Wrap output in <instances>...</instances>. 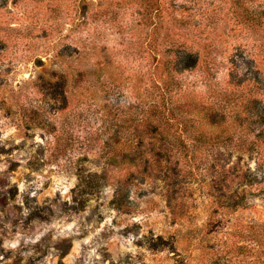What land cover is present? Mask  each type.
Masks as SVG:
<instances>
[{
    "label": "rangeland",
    "instance_id": "374dc122",
    "mask_svg": "<svg viewBox=\"0 0 264 264\" xmlns=\"http://www.w3.org/2000/svg\"><path fill=\"white\" fill-rule=\"evenodd\" d=\"M0 264H264V0H0Z\"/></svg>",
    "mask_w": 264,
    "mask_h": 264
},
{
    "label": "trees",
    "instance_id": "16d2710c",
    "mask_svg": "<svg viewBox=\"0 0 264 264\" xmlns=\"http://www.w3.org/2000/svg\"><path fill=\"white\" fill-rule=\"evenodd\" d=\"M186 64L183 65V68H187L190 66H193L197 61V56L194 53H188L186 54ZM154 111L151 113V110H148L146 114L154 115L153 117H150V115H143L142 116V122L148 124L149 126H152V130L147 131L146 135L144 136L143 140L147 141V147L144 149H137V158L140 159V162L142 164H150L153 163L154 165L160 164L162 161L163 154H166L169 152L165 147H155L154 141H156V138L161 142L162 140H165V135L163 133H156V130H161L162 124H169V121L171 119H176V112L174 111L176 108L173 107H163L164 109L162 111H157L158 106L154 105ZM167 110V111H166ZM169 113V114H168ZM210 115V114H209ZM207 116V119L211 125H215L216 121H214V114L210 115L211 117ZM213 118V119H212ZM155 134V135H153ZM156 137V138H155ZM138 165V163H137ZM162 168V167H161ZM165 175V174H164ZM242 200V197L239 196H231L226 199L227 203H231V205H237L238 202ZM225 214L221 215V218H224ZM219 221V220H218ZM252 226L251 225H243L239 228L236 227V225H232L229 227L228 231H225V235H234V233L239 234V236L243 237L246 243L250 244L255 242V238L252 236ZM258 235V239L260 240L261 235Z\"/></svg>",
    "mask_w": 264,
    "mask_h": 264
}]
</instances>
